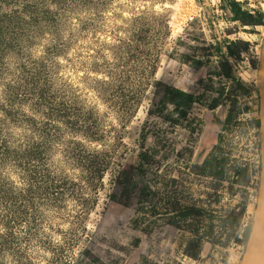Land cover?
<instances>
[{
  "label": "rangeland",
  "instance_id": "rangeland-1",
  "mask_svg": "<svg viewBox=\"0 0 264 264\" xmlns=\"http://www.w3.org/2000/svg\"><path fill=\"white\" fill-rule=\"evenodd\" d=\"M239 1L249 14L264 11V0ZM139 9L161 16L157 30L168 21L167 39L120 41L130 35L124 19ZM92 19H85L78 40L58 59L54 105L33 112L34 130L26 126L18 130L23 146L32 135L35 142H41L44 134L58 137L46 166L70 184L35 194L27 186H18V197L34 195L37 208L32 209L31 219L16 224L18 255L1 254L0 264H124L134 254L133 239L140 236L141 240L142 232L116 231L113 224L103 222L105 210L124 159L136 150L143 122L154 106L166 102L168 88L187 89L199 96L201 118L214 106L227 122L226 151L236 162L248 163L252 171L246 188H238L235 196L225 195L226 206L216 209L214 239L196 237L197 224L188 223L175 236L152 233L138 264H240L247 240L240 239L239 228L219 220L238 204L243 207L242 229L253 220L260 183L257 120L264 26L255 25L253 19L233 21L217 0H113L94 26ZM230 42L232 56L227 52ZM41 52L40 44L31 55ZM156 52L160 58L151 77L149 58ZM19 62L15 54L7 57L11 69ZM204 67L207 74L202 72ZM199 73L204 77L195 82ZM60 110L77 124L58 121ZM36 165L41 170V163ZM11 179L20 182L16 175ZM20 205H25L22 199ZM7 206L0 204V217ZM7 230L0 222V232Z\"/></svg>",
  "mask_w": 264,
  "mask_h": 264
},
{
  "label": "trees",
  "instance_id": "trees-1",
  "mask_svg": "<svg viewBox=\"0 0 264 264\" xmlns=\"http://www.w3.org/2000/svg\"><path fill=\"white\" fill-rule=\"evenodd\" d=\"M217 1L219 8L228 12L233 21L253 19L255 25L264 26L263 10L252 15L242 9L239 0ZM112 4L113 0H0V204L8 205L5 214L0 217V222L8 228V232H0V255L7 252L18 255V238L14 233L16 224L23 219H31L35 215L32 209L37 208L34 195L18 197V186H27L28 192L35 194L70 184L46 166L58 137L44 134L41 142H35L32 135L23 146L18 130L23 126L34 130L36 120L33 112L39 107L46 110L54 105L53 88L58 59L66 56L78 40L86 26L85 19L92 17L91 25L94 26ZM160 18L156 12L134 10L129 18L124 19L129 24L126 31L130 35L120 38V41L157 42L167 39L171 33L170 26L164 20L163 29L157 30ZM40 44L41 54L32 56V48ZM226 45L228 54L235 55L233 42ZM10 54L20 59L15 69L7 64ZM159 58V52L149 58L151 77L155 74ZM242 91L247 93L245 88ZM183 97L185 99L176 103L192 102V97L185 94ZM62 111H59L58 121L71 126L77 124V121L72 122L61 114ZM257 122L260 124L259 120ZM36 162L41 163V170ZM12 175L18 176L20 182L12 180ZM21 199L24 206H19ZM250 229L251 225L247 227L246 240Z\"/></svg>",
  "mask_w": 264,
  "mask_h": 264
},
{
  "label": "flooded vegetation",
  "instance_id": "flooded-vegetation-1",
  "mask_svg": "<svg viewBox=\"0 0 264 264\" xmlns=\"http://www.w3.org/2000/svg\"><path fill=\"white\" fill-rule=\"evenodd\" d=\"M202 72L207 74L208 68L204 67ZM184 94L192 97V102L176 103L185 99ZM165 99L166 102L153 107L142 124L136 150L124 159L103 220L113 224L118 232H142V239L136 237L131 245L135 252L130 257L136 256L135 264L152 233L165 231L168 236H175L188 223L197 224L196 237L214 239L216 227L212 223L218 217L216 209L226 206L223 202L229 199L225 195L235 196L238 188H246L247 174L252 171L248 163L236 162L226 151V119L218 120V141L200 161L206 122L200 116L199 96L187 89L172 88L166 89ZM213 109L214 106L210 110ZM259 167L260 175L261 148ZM242 214L243 207L238 204L219 220L239 228L240 239H244L248 227L242 229Z\"/></svg>",
  "mask_w": 264,
  "mask_h": 264
},
{
  "label": "water",
  "instance_id": "water-1",
  "mask_svg": "<svg viewBox=\"0 0 264 264\" xmlns=\"http://www.w3.org/2000/svg\"><path fill=\"white\" fill-rule=\"evenodd\" d=\"M203 77L204 73H199L195 82H199ZM258 90L260 102L259 123L261 132L262 167L251 229L240 264H264V40L259 61ZM204 119L206 126L201 136L199 149L200 161L217 143L221 129V123L218 121L220 118L217 109L206 112L204 114ZM112 205L113 203H111L109 207L111 208ZM203 257H205L204 254ZM136 260V256L133 255L127 260L126 264H135Z\"/></svg>",
  "mask_w": 264,
  "mask_h": 264
},
{
  "label": "snow or ice",
  "instance_id": "snow-or-ice-1",
  "mask_svg": "<svg viewBox=\"0 0 264 264\" xmlns=\"http://www.w3.org/2000/svg\"><path fill=\"white\" fill-rule=\"evenodd\" d=\"M166 6H169V5H166ZM174 35H175V33H174Z\"/></svg>",
  "mask_w": 264,
  "mask_h": 264
}]
</instances>
